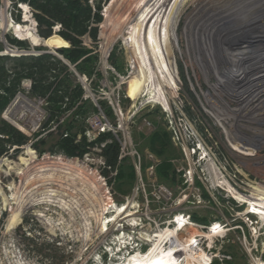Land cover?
Here are the masks:
<instances>
[{"label": "built area", "instance_id": "built-area-1", "mask_svg": "<svg viewBox=\"0 0 264 264\" xmlns=\"http://www.w3.org/2000/svg\"><path fill=\"white\" fill-rule=\"evenodd\" d=\"M3 8L10 23L17 24L9 5ZM245 26L228 27L221 36L218 34L219 39L216 35L209 36L204 41V55L194 57L196 67L191 58L187 64L183 55L181 58L175 55V48L182 51L179 43H173L176 82L162 91L149 87L146 81L135 98L126 92L136 70L131 61L134 55L129 56L125 70H117L108 61V54L117 43L114 42L109 51L104 49L97 64L98 71L112 72L115 76L113 82L104 86L102 97L92 93L96 91L91 79L75 73L83 97L74 102L72 109L54 118L50 94L33 96V79L22 80L2 118L31 137L28 148L34 151L40 169L37 176L32 173L25 182L18 175L21 177L9 210L0 196V264H53L45 254L36 255V249L42 247L49 252L63 250L74 264H102L104 243L108 245L105 252L109 260L118 258L126 264L137 253L147 254L167 229L179 233L183 243L193 237L190 240L193 249L204 252L210 258L209 264L217 259L221 262L230 259L227 254L214 252L216 241L229 233L239 236L252 264H264V207L256 192L264 185V176L259 172L264 170V63L258 65L257 56L245 58L240 51L232 53L226 47ZM11 29L5 35L0 33L6 48L1 53H9L0 57L38 58L47 54L11 46L6 39ZM220 51L224 53L222 57H218ZM61 60L70 67V63ZM245 69L253 75L261 72L263 78L245 79L241 74ZM14 77L11 70L7 88L12 87ZM224 78L232 82L224 83ZM0 95L6 93L0 89ZM101 101L108 104L109 115ZM153 110L161 115L172 143L181 152L180 160L172 161L176 175L174 190L154 178L157 165L144 174L143 157L133 140L135 132L154 129L147 114ZM79 124H84V129L77 133L75 145L86 143L81 155L68 158L61 152L59 158L40 153L38 147L43 138L56 134L68 139L69 126ZM114 144L118 146L117 161L110 165L106 152ZM13 150L17 152L20 147ZM24 155L30 159L26 152ZM127 162L135 170L136 183L120 204L117 198L122 197L113 183ZM51 175L55 177L51 179ZM1 188L7 195L4 186ZM19 205H22L21 220L9 230L12 209ZM213 234L217 235L205 236ZM182 242L174 238L160 247L168 249Z\"/></svg>", "mask_w": 264, "mask_h": 264}, {"label": "rangeland", "instance_id": "rangeland-1", "mask_svg": "<svg viewBox=\"0 0 264 264\" xmlns=\"http://www.w3.org/2000/svg\"><path fill=\"white\" fill-rule=\"evenodd\" d=\"M117 1L118 0L113 2L112 5L110 6L111 0H88V3L92 9V16L94 17L95 13H100L102 20L100 22H97L96 19L92 18L90 22V27H89V33H87L86 35L80 38V41H81L80 46L89 52V54L86 57H84L82 60H84L85 58L89 56L97 58V62L93 69V74L91 76L86 75L89 80L91 79L90 81L93 87V91H96L95 93L94 92L92 93L95 94L97 97H102L101 95L103 94L104 90H106L104 89V86H108L111 82H113L115 78L112 72L103 74L102 71L97 70V64L99 63L100 55H103V53L105 52L104 49L106 50L108 48L107 51H109V49L112 47V44L114 42H117L116 45L113 47V50H111V52L108 54L110 55V58L108 59L109 63L110 64L113 63L114 66H116L117 70H125L127 68V66L130 63V59H129L130 55H134V58L131 59L133 67L137 64L134 50L130 43L131 41L129 38V35H130L129 31H131L132 27H130L129 24L133 22V20L135 19L136 15L140 12L142 7L152 0H137V2L135 3L133 0H126L125 3L120 8L121 10L120 17L123 18V21L119 17L115 18V13L114 15H111L109 18H107V12L109 10V7L111 11ZM11 3H14V4L11 5ZM4 5H9L10 10L12 11V16L15 22L17 23L15 25H12L7 18V22L9 23L8 29L13 28L11 29L10 34H8V36L6 37L8 43L11 46H15L25 51H31L32 49H34L35 53H39V52L46 53L47 52V54H45L44 56L49 55V56L55 57L56 59L61 61L63 65H66L68 69V70L62 69L58 71L59 72L58 79L65 80L66 86H69L67 91L70 92V95L64 97L61 101H59L56 104L50 102V109H52L51 111L53 112V118L59 113L63 114L68 109L69 110L72 109V105H75L76 103L75 101L83 97L84 91H83L82 85L80 84V82L78 81L76 77V74H80L82 76V73H80L79 70L77 69V64H79L80 61L77 64H72L66 59L65 55L67 54V51L74 48V45L64 40L63 37L60 35V31L62 29L61 25L58 23H52L53 25L51 26L50 29L54 34L60 36L65 42L69 44V47L67 49H52L46 43H42V45L37 46L35 44V41L38 39L37 38L38 36L42 39V41H47L48 38L46 39L41 36L40 28H39L40 23L36 19L35 14H41L43 18L49 20L50 22H53L51 18H48L46 16L44 17L41 11L34 10L33 7L29 3H24V2H21L20 0H0V12ZM195 5H197V7ZM257 8H259L258 10L260 11H257L256 10ZM4 11L7 12L5 8H3V12ZM3 12H2V18H1V23H0V33L2 31V34L4 33L6 34L7 31L9 30L3 27V24H4L3 23ZM25 12L28 17V23H26V25L24 23ZM31 18L34 20V23H33L34 28H35L34 30L32 27H30ZM233 18H236V19L234 20ZM229 20L231 22H228ZM257 20L264 21V2L263 0H260V1L258 0H210L209 3L205 5L201 3V0L200 2H198V0L188 1L185 4V6L182 8L180 16L177 18V27L175 29H173V26L171 24H166L163 26L160 25L159 27V41L161 44L162 55H164L168 59H171L173 70H174V64H173L174 50L172 46L173 43L174 44L179 43L181 47V51H182V52H179L175 48V55H177L179 58H181L180 55H183L184 61L187 64H190L191 62H189L190 61L189 58H191V60L193 61L195 56L204 55V52H203L204 41H206L209 36L212 37L215 35L217 36L218 34L221 35V32L227 31L226 29H228V27H231V28L240 27V26L242 27L245 25H250L253 21H257ZM162 28H165L164 34H162ZM91 29H97L98 34H97L96 39H93V37L90 35ZM17 34L24 35L25 41L19 42L16 38ZM172 34L174 35L176 34L174 36V39L172 37ZM257 34L258 35L260 34L261 36L264 35V24L257 25ZM1 41L2 40L0 39V53L5 51L6 49L5 45ZM10 54L20 55L18 53H10ZM208 55H214V52L212 53L208 52ZM57 56L63 57L64 61L71 64L70 67L67 66V64H65ZM3 58L4 60H1L0 64L5 65L6 69H8V74H9V72L15 66V63H16L14 62L15 60L23 59L26 61L28 59H31L32 57L17 58L14 56L13 57L7 56ZM258 58L260 59L259 61L260 63H264V55H259ZM192 64L195 65L196 67V64L194 63V61L192 62ZM195 72L197 74L196 77L198 78L199 82L202 83V78L197 68H195ZM167 74H168L167 84L168 86H172L173 81L171 80V75L169 74L168 69H167ZM136 77H140V75L136 74L133 77L130 85L126 88V92L136 91V89H138L139 86L136 85V81H135ZM174 77L176 81L175 70H174ZM258 77H259L258 78L259 80L263 78L261 76V72L259 73ZM8 79L9 77H7V80ZM15 79H16L17 86L14 91V94L9 96L8 104L3 109V111L0 113V125L2 126L3 124H5L15 129L16 132H18L20 135L25 137L26 142L21 146H17V144L8 145L6 153L2 155L4 156L2 159L5 158L6 161L4 162L1 161L0 163V187L4 186L6 190V193H7L6 208L8 210H9V205H11V203H13V200H14L15 190L19 182L18 177H21V176H18V174L16 173L18 172L20 168L23 167L22 165H20V160H18V157L21 156L22 158H25L24 152H26V150L29 149L28 144L31 139V137H29L28 135L20 132V130L14 123H8L2 118V113L11 103V101L15 98L19 90L18 85H20V82L24 79H30V78L27 76H20V77H16ZM47 79L49 82H52L53 80V78L50 77V74L47 75ZM7 80L5 82L4 87L0 83V89H2L5 93H6L5 89L7 88L6 87ZM61 92L64 93L62 89L59 91V94H62ZM78 92H80L81 94L79 95V97L74 98L75 93H78ZM32 94L33 96H43V95L34 93V80H33ZM66 99H69L71 103L70 102L68 103ZM101 102H102L101 106L103 107V109H105V111L109 115L108 104L105 103L104 101H101ZM64 105H67V108L63 109ZM147 114L149 118L153 121L154 129L150 132H146V131L144 133L135 132L133 134V140L143 157V170L145 172L144 174L147 175L148 172L146 173V170L157 165L154 169V178H156L162 183L167 184L172 190H174L175 182H176V175L174 172V166L172 164V161L180 160L181 152L172 143L170 139V134L167 130L166 124L164 120L162 119L161 115L157 111H154V110ZM67 128H68V125H67ZM83 129H84V124H79L77 126L75 125L69 126L68 130L71 131V135L69 138H72L74 140V145H75V139L77 137L76 136L77 133L83 131ZM156 133L167 135V138H169V141L166 140L167 145L163 149L164 151L163 156L157 155L150 148V139ZM61 140H64V139H62L60 135L52 134L46 138H43L38 149L39 151H41L40 152L41 154H43V151H44V153H51V154L57 155V157L60 158L62 157L61 155V152H62L65 154L66 157L71 158V157H78L79 155H81L82 149H85V146H86V143L84 141L80 145H75V146H78L79 149L75 152L74 156H69L65 151L60 150L58 143ZM14 147H20V150L16 152L13 150ZM7 153L9 154L8 156L5 155ZM262 155H263L262 158L264 159V151L262 152ZM150 156H153V159H151ZM26 159L27 158L23 160H26ZM163 160L164 161L166 160L167 163L171 167V170L167 176V180L162 179L158 173V169L160 165L162 164ZM107 162L109 163L108 158H107ZM109 164L113 165L112 163H109ZM121 172L124 173L123 179L119 178ZM259 172H262L261 175L264 176V170L263 171L260 170ZM7 173H10V174L7 175ZM135 183H136L135 170L127 162V164L123 168H120L117 180L115 183H113L114 190L116 191L118 195L122 197V199L117 198L118 203L120 204L124 203L125 199L123 198L131 194L132 190L135 187ZM7 188H9V190ZM263 190H264V185L263 187L259 186L258 195L261 194L259 192ZM1 205L2 204L0 200V206ZM198 214L204 215L205 212L198 211ZM238 237H239L238 235L229 233L227 234V237L223 239L219 238L218 241H216L214 245V252L215 253L220 252V254L222 255L227 254L228 256H230V259H227L223 262L217 259L214 261L213 264H252L249 253L247 252L245 246L239 241ZM247 238H248V241L250 242L251 240L250 237H247ZM107 248H108L107 243L101 244V252L102 254L104 252V254L103 256L100 255L101 256L100 263L102 264H122L123 260H120L118 258L114 260H109V254L105 252V249ZM39 250L36 249V252H35L36 255L42 256V254H45L46 258L53 261V264H74L72 262L73 261L72 257L70 255L65 256L62 253L63 250L52 249L51 252H49L44 247L39 248Z\"/></svg>", "mask_w": 264, "mask_h": 264}, {"label": "trees", "instance_id": "trees-1", "mask_svg": "<svg viewBox=\"0 0 264 264\" xmlns=\"http://www.w3.org/2000/svg\"><path fill=\"white\" fill-rule=\"evenodd\" d=\"M24 3H29L34 10L41 11L44 17L51 18L53 22L43 18L41 14H35L36 19L40 23V34L43 38H48L47 41H39L38 39L35 41L37 46L42 45V43L48 44V46L52 49H67L69 44L64 40L72 43L74 48L67 51L66 59L72 63L77 64V69L80 73L91 76L93 74V69L97 62L96 57L89 56L86 57L89 52L86 49H83L80 44V38L87 33H89V27L91 19H96L97 22L102 20L100 13H95V16H92V9L88 3V0H20ZM116 0H111L110 6ZM126 0H118L113 6L112 10L107 12L108 18L111 15H114L115 18H121V6L125 3ZM134 3L137 0H133ZM120 6V7H119ZM100 9V8H98ZM25 10V9H24ZM32 19V18H31ZM123 21V18H121ZM33 23L34 20L32 19ZM24 23H28V17L25 12ZM52 23H58L61 25L62 29L60 31V35L63 39L54 34L51 31ZM35 29V28H34ZM98 34L97 29H91L90 35L93 39H96ZM38 36V35H37ZM39 37V36H38ZM40 38V37H39ZM41 39V38H40ZM35 40V39H34ZM42 40V39H41ZM25 41V40H24ZM47 46V45H46ZM1 60H4L3 57H0ZM6 60V59H5ZM82 60V61H81ZM15 66L12 68L14 74V81L12 87L6 88V96L0 95V113L6 107L9 102V96L14 94L16 89V77L27 76L30 79L34 80V93L46 96L50 94V102L58 103L64 97L70 95L68 92L69 86H66L65 80L58 79V71L60 70H68L66 65H63L61 61L56 59L53 56H41L38 58L32 57L28 60H15ZM50 74V77L53 78L52 82H49L47 79V75ZM9 77L8 69H6L4 64H0V83L4 87L5 82ZM136 85L139 86L141 83V78L136 77ZM173 85V82H172ZM63 90L64 93L59 94L60 90ZM81 93H75L74 98L79 97ZM52 110V109H51ZM0 157L6 153L8 145L17 144V146H21L26 142L24 136L20 135L16 132L15 129L11 128L8 125L3 124L0 125ZM167 135L156 133L150 139V148L153 152H155L159 156H163V149L167 145ZM60 150L65 151L69 156H74L75 152L79 149L78 146L74 145V140L72 138L64 139L59 141L58 143ZM118 146L116 144L110 146L107 149L106 155L109 160V163H115L117 158ZM171 167L167 163V161L163 160L162 164L158 169V173L162 179L167 180L168 173L170 172ZM119 178H124V173L121 172Z\"/></svg>", "mask_w": 264, "mask_h": 264}, {"label": "bare ground", "instance_id": "bare-ground-1", "mask_svg": "<svg viewBox=\"0 0 264 264\" xmlns=\"http://www.w3.org/2000/svg\"><path fill=\"white\" fill-rule=\"evenodd\" d=\"M188 1H192V0L149 1L147 4H145L142 7L140 12L136 15L135 19L133 20V22L129 24L130 27H132L131 31H129L130 32L129 38L131 41L130 43L134 50V54L137 60V64L134 66L136 67V70L133 74V77L136 74H139L142 80L136 91H129L130 95L133 98L137 96V94L139 93L140 89L143 86V83H145L146 81H148L149 87H153V89L158 87L162 91H164V88L168 86L167 69L169 74L171 75V80L173 81V83L176 82L171 59H168L167 57L162 55L161 44L159 41V27L160 25L163 26L166 24H171L173 26V29H175L177 27V18L180 16L182 8L185 6V4ZM209 1L210 0H201V3L205 5L209 3ZM198 2H200V0H198ZM195 6L197 7V5ZM258 9L259 8H257L256 10L260 11ZM3 23H4L3 27L5 29H8L9 23L7 22L6 11L3 12ZM30 25H31L30 27H32L34 30L33 21L31 19H30ZM164 29L165 28H162V34H164ZM175 35L172 34L173 39ZM17 38L20 40H25L24 35L22 34L21 35L17 34ZM37 38L39 41L43 42L39 37ZM106 50H108V48ZM0 54L9 55V53L7 54L5 52ZM260 55H264V54H260ZM60 58L63 59V57L61 56ZM257 61H260V59ZM208 64L209 63L207 62L206 67L208 66ZM258 65H260V62H258ZM206 67L203 66L204 70H207ZM241 74L245 75V79L250 78L249 80H251V78L255 79L256 77H258V75H253V73L251 74L250 72H248L247 69L242 71ZM235 77L236 79L239 78V76H235ZM242 77L243 76H240V78ZM231 80L232 79L229 80L224 78L223 81L224 83H227V82H232ZM26 156H30V159L23 160L26 157L25 158L19 157L18 160H20V165H22L23 168H20L19 169L20 171L18 170V172L16 173L22 176L21 179L23 182L28 181L29 176L32 175V173L37 176L38 173L37 171H39L40 169L38 168L39 164H37L36 162L37 157L35 156L33 150L27 149ZM1 161L4 162L6 161V159L0 160V163ZM42 164H45V162ZM9 174L10 173H7V175ZM54 177L55 176L51 175V179H53ZM258 189L259 188H257L256 192H258ZM259 193L261 194L259 195L257 193L256 194L263 199L261 203L263 204L264 207V190L260 191ZM0 196L2 197V199H4V202L6 204L7 197L1 187H0ZM21 209H22V205L21 206L19 205L18 207L12 209V214L10 217L9 227H8L9 230L14 229V227L20 222ZM122 213H124V209L122 210ZM193 234H195V232H193ZM214 235L217 234H213L212 236L209 235H205V236L208 238H212ZM174 238L182 242L179 233H177L175 230L167 229L164 233H162V235H160L158 241H156L152 245L151 249L147 254L137 253L136 255L132 256L127 261L126 264H192L193 261L195 263L198 262L200 264H209L210 258L207 257V255L204 252H197V249L195 250L193 249L192 242L190 241L193 237L189 239L190 242L189 241L186 243L182 242L183 245L181 244L180 246H170L168 249L160 247V245L162 246V244H164L167 241L168 242L173 241Z\"/></svg>", "mask_w": 264, "mask_h": 264}, {"label": "water", "instance_id": "water-1", "mask_svg": "<svg viewBox=\"0 0 264 264\" xmlns=\"http://www.w3.org/2000/svg\"><path fill=\"white\" fill-rule=\"evenodd\" d=\"M258 22V23H257ZM264 24V21H253L250 25H246L234 41L230 42L226 47L230 52L240 51L244 57L259 56L264 54V35L257 34V25ZM224 55L220 51L218 57ZM263 70V69H262Z\"/></svg>", "mask_w": 264, "mask_h": 264}]
</instances>
